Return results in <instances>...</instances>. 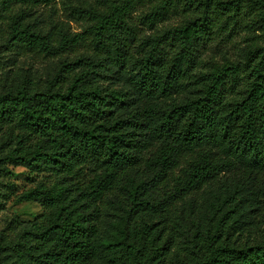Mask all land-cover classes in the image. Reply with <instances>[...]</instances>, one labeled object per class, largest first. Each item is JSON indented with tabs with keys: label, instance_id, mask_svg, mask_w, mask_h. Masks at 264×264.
Returning a JSON list of instances; mask_svg holds the SVG:
<instances>
[{
	"label": "trees",
	"instance_id": "1",
	"mask_svg": "<svg viewBox=\"0 0 264 264\" xmlns=\"http://www.w3.org/2000/svg\"><path fill=\"white\" fill-rule=\"evenodd\" d=\"M54 1L0 0L2 196L39 206L0 264H264V0Z\"/></svg>",
	"mask_w": 264,
	"mask_h": 264
},
{
	"label": "rangeland",
	"instance_id": "2",
	"mask_svg": "<svg viewBox=\"0 0 264 264\" xmlns=\"http://www.w3.org/2000/svg\"><path fill=\"white\" fill-rule=\"evenodd\" d=\"M85 0H55L50 5H43L38 9L39 14H42L44 18L48 19L51 11H56L57 17L64 20L65 23L73 31H82L85 28V22L76 20L73 13L76 8L83 5ZM52 9V10H51ZM5 25L0 23V30L4 29ZM238 40L244 41V38L239 37ZM238 49L239 60H243L246 55V44L241 42ZM238 46V47H239ZM9 54L5 52L4 40L0 39V59L4 60ZM60 59L52 60L48 63H37L30 58L18 59L15 66L12 68L21 73H25L27 70L31 71V74L36 79H41L45 82L49 75H53L60 64ZM10 66L2 62L0 66V91H2V84L4 83L5 76L9 73ZM5 153H0V157H4ZM9 169L15 172V176L12 178V182L17 184V193H21L24 189L32 187V183L28 179V175L25 169L21 167L8 166ZM5 182L4 178L0 176V240L4 243L10 241H16L20 233L28 226L30 221L36 216L39 211L37 203L32 202H17L15 198H11L10 201L5 202L4 193L7 191L2 184ZM110 214V213H109ZM106 216V215H105ZM105 228L107 224L116 222V218L113 215L104 217ZM187 234L191 235V232L187 230Z\"/></svg>",
	"mask_w": 264,
	"mask_h": 264
}]
</instances>
